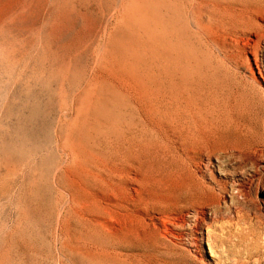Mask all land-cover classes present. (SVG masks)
I'll list each match as a JSON object with an SVG mask.
<instances>
[{
	"label": "rangeland",
	"instance_id": "374dc122",
	"mask_svg": "<svg viewBox=\"0 0 264 264\" xmlns=\"http://www.w3.org/2000/svg\"><path fill=\"white\" fill-rule=\"evenodd\" d=\"M0 264H264V0H0Z\"/></svg>",
	"mask_w": 264,
	"mask_h": 264
}]
</instances>
